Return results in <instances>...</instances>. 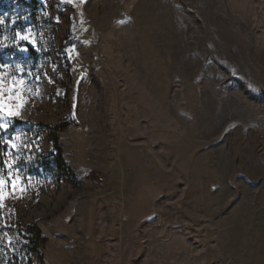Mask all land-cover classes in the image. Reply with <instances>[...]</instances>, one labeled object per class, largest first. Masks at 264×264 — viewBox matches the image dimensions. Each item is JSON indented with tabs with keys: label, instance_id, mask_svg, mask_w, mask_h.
Returning a JSON list of instances; mask_svg holds the SVG:
<instances>
[{
	"label": "rangeland",
	"instance_id": "obj_1",
	"mask_svg": "<svg viewBox=\"0 0 264 264\" xmlns=\"http://www.w3.org/2000/svg\"><path fill=\"white\" fill-rule=\"evenodd\" d=\"M0 19L26 101L0 130L24 189L0 208L11 264H264V0H0Z\"/></svg>",
	"mask_w": 264,
	"mask_h": 264
},
{
	"label": "snow or ice",
	"instance_id": "obj_2",
	"mask_svg": "<svg viewBox=\"0 0 264 264\" xmlns=\"http://www.w3.org/2000/svg\"><path fill=\"white\" fill-rule=\"evenodd\" d=\"M5 21L0 19V26H3ZM15 40L17 44L19 42H26L35 47V42L31 39L30 34L16 32ZM7 47V45L0 42V49ZM20 51L27 52V47H20ZM0 130H7L9 125L12 122L14 117L19 116L20 109L26 103L22 93L25 87V81L23 77L16 78L13 77L10 82L6 81L5 74L8 69V65H0ZM16 71L21 72L22 68L20 65L16 66ZM14 139H19L15 137ZM11 147L16 149L19 145L15 142L11 143ZM26 147H31L27 145ZM19 157L14 158L12 161H4L3 168H0V208L3 207L4 201L7 198V195L14 193L16 190L24 191L21 185V177L18 172L15 171L14 165L15 161ZM7 169V175H4V169ZM11 188V192H8L7 189Z\"/></svg>",
	"mask_w": 264,
	"mask_h": 264
},
{
	"label": "trees",
	"instance_id": "obj_3",
	"mask_svg": "<svg viewBox=\"0 0 264 264\" xmlns=\"http://www.w3.org/2000/svg\"><path fill=\"white\" fill-rule=\"evenodd\" d=\"M34 2V1H33ZM65 127V125H59L55 126L53 129L56 131H60ZM53 146L54 148H57L58 155L56 157V163L58 164L59 168L63 166V161L60 158V151L57 147L56 140H53ZM8 152V144L5 141V138L2 134H0V168L3 167L4 158L6 157V154ZM23 239L26 240V243L23 245V247H29L30 250L35 254L40 256V250L41 247L44 246L46 242V238L43 237L40 233V231L34 227V226H28L23 231ZM7 256L4 255L2 252H0V264H11ZM14 258V261L12 264H19L18 260L15 255L12 256Z\"/></svg>",
	"mask_w": 264,
	"mask_h": 264
}]
</instances>
